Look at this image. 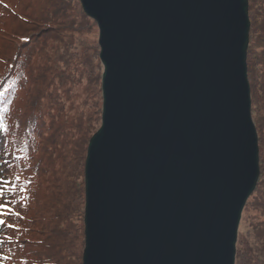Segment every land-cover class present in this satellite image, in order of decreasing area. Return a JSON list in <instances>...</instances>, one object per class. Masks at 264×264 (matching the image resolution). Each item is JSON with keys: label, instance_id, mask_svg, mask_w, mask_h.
I'll use <instances>...</instances> for the list:
<instances>
[{"label": "water", "instance_id": "water-1", "mask_svg": "<svg viewBox=\"0 0 264 264\" xmlns=\"http://www.w3.org/2000/svg\"><path fill=\"white\" fill-rule=\"evenodd\" d=\"M80 3L104 66L82 264H235L260 175L249 0Z\"/></svg>", "mask_w": 264, "mask_h": 264}, {"label": "trees", "instance_id": "trees-1", "mask_svg": "<svg viewBox=\"0 0 264 264\" xmlns=\"http://www.w3.org/2000/svg\"><path fill=\"white\" fill-rule=\"evenodd\" d=\"M248 12L260 175L242 212L235 264H264V0H249ZM0 13L1 176L16 187L4 200L19 213L0 217V256L8 257L0 264H82L84 161L99 125L91 127L92 115L101 121V107L90 113L85 96L100 86L97 24L79 0H0Z\"/></svg>", "mask_w": 264, "mask_h": 264}, {"label": "rangeland", "instance_id": "rangeland-1", "mask_svg": "<svg viewBox=\"0 0 264 264\" xmlns=\"http://www.w3.org/2000/svg\"><path fill=\"white\" fill-rule=\"evenodd\" d=\"M91 34H94V36H92L93 38H94V40H96L97 42H98V39H99V29H98V27H97V29H95V30H93V32H91ZM88 35V34H87ZM89 36V35H88ZM90 37V36H89ZM96 60V62H98V59H95ZM99 61H100V64L99 65H97V69H96V71H97V73H100V75H101V79H100V86H98V89H97V86L95 85V86H93V85H91V89H92V92L94 93V91H96L97 90V92H98V90H99V92L97 93V95H96V92H95V95H93V93L92 94H89L88 92L89 91H87V94L88 95H85L86 96V99H87V102H86V105H88L86 108H88V110L90 111V113L93 111V109H94V107H98V109H100V107H101V121H99V117L97 116V117H95V114L94 115H92V118L93 119H91V121H90V125H91V127H93V128H95L96 126H97V124H98V122H99V125H98V127H97V129L92 133V135L100 128V126H101V124H102V100H101V98H102V75H103V71H104V67H103V64L101 63V60L99 59ZM64 64H66V65H68V66H70L71 67V69L74 67V66H76V69L79 71V72H81V69H83L81 66H79L78 64H75V63H64ZM63 64V65H64ZM62 67H64V66H62ZM76 87V86H75ZM76 90H77V87L75 88ZM95 89V90H94ZM78 92V91H77ZM92 96H94L93 97V104H92ZM101 96V97H100ZM66 100L67 99H65L64 98V101H63V103L64 102H66ZM98 100V102H97V104H95L94 105V101L96 102ZM97 121V122H96ZM96 122V123H95ZM258 133V132H257ZM91 135V136H92ZM91 138V137H90ZM260 158V157H259ZM1 168H2V165H0V175H2L3 173H1L2 172V170H1ZM240 227H241V225H239V229H240ZM239 229H238V233H239ZM238 239V238H237Z\"/></svg>", "mask_w": 264, "mask_h": 264}, {"label": "snow or ice", "instance_id": "snow-or-ice-1", "mask_svg": "<svg viewBox=\"0 0 264 264\" xmlns=\"http://www.w3.org/2000/svg\"><path fill=\"white\" fill-rule=\"evenodd\" d=\"M15 180L19 181L20 177L16 176ZM6 190L15 191L16 187L12 181L6 180L2 176H0V200H3V202L0 203V217L6 215L8 213H11V214L18 216L19 213L15 212V210L11 208V201L10 200H4V194H5ZM4 225H6V221L4 219L0 218V226H4ZM7 226L8 227H15V225H7ZM7 258L8 257L0 256V260L7 259Z\"/></svg>", "mask_w": 264, "mask_h": 264}]
</instances>
